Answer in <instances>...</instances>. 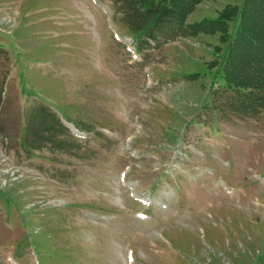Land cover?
I'll return each mask as SVG.
<instances>
[{
    "label": "rangeland",
    "instance_id": "obj_1",
    "mask_svg": "<svg viewBox=\"0 0 264 264\" xmlns=\"http://www.w3.org/2000/svg\"><path fill=\"white\" fill-rule=\"evenodd\" d=\"M134 3L0 0V264H264V106L220 74L238 19L186 28L238 3L161 30Z\"/></svg>",
    "mask_w": 264,
    "mask_h": 264
},
{
    "label": "trees",
    "instance_id": "obj_2",
    "mask_svg": "<svg viewBox=\"0 0 264 264\" xmlns=\"http://www.w3.org/2000/svg\"><path fill=\"white\" fill-rule=\"evenodd\" d=\"M203 1L206 0H160L158 3L135 0V3L156 15L154 27L161 30L167 25L182 26L193 7ZM236 1L240 2L239 6L227 4L216 19L194 22L186 28L191 36L219 33L220 41L226 43L228 24L238 19L234 36L226 47L220 74L224 88L240 96L241 103H247L244 108H253L256 112V108L264 106V0ZM135 3L133 6L136 7Z\"/></svg>",
    "mask_w": 264,
    "mask_h": 264
}]
</instances>
